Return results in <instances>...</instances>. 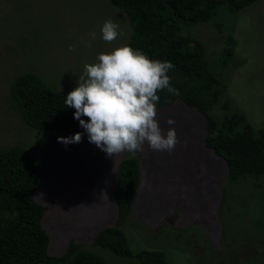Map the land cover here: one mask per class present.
I'll return each mask as SVG.
<instances>
[{"label":"rangeland","instance_id":"374dc122","mask_svg":"<svg viewBox=\"0 0 264 264\" xmlns=\"http://www.w3.org/2000/svg\"><path fill=\"white\" fill-rule=\"evenodd\" d=\"M109 19L119 25L110 43L100 31ZM219 23L225 32L217 30ZM188 33L205 44L211 68L227 86L209 116L222 126L238 110L256 130L264 129V0L234 14L221 8L209 22L187 26ZM132 35L129 16L111 0H0V149L25 147L41 161L35 197L49 206L43 222L51 237L49 253H65L74 239L108 264H139L94 243L98 231L116 223L118 167L135 156L141 180L123 224L135 253L164 251L168 264H261L264 176L260 185L252 178H230L225 159L205 141L209 116L199 108L180 98L156 107L160 127H174L181 141L171 153L145 145L143 152L112 158L88 141L85 130L80 143L65 145L57 137L76 132L31 127L16 106L12 83L19 75H38L67 94L79 83L85 63L129 45ZM229 46L233 54L224 64ZM169 117L174 126L166 123Z\"/></svg>","mask_w":264,"mask_h":264},{"label":"trees","instance_id":"16d2710c","mask_svg":"<svg viewBox=\"0 0 264 264\" xmlns=\"http://www.w3.org/2000/svg\"><path fill=\"white\" fill-rule=\"evenodd\" d=\"M111 1L122 8L132 22L129 46L143 51L150 59L170 61L174 65L168 75L179 95L159 92L156 107L169 105L180 98L209 116L210 108L221 102L227 86L211 68L205 44L191 34H185V29L209 22L221 8L234 14L258 0ZM224 25H217L220 33L226 31ZM232 54L233 49L226 47L221 62L227 64ZM12 95L31 127L72 132L84 130L74 118L75 109L65 106L67 94L52 89L38 75L23 73L15 78ZM223 107L229 108L230 103L224 102ZM208 128L210 134L205 141L225 159L230 178H252L255 185H260L264 176V129L256 130L246 114L238 110L227 116L222 126L209 116ZM139 160L128 156L119 165L115 188L118 218L113 226L98 231L94 243L118 255L134 257L139 264H168L164 251L135 253L123 229L140 185ZM40 175V159L32 156L25 147L0 149V264H108L103 257L74 239L70 240L65 253H49L51 237L43 225L49 206L35 197Z\"/></svg>","mask_w":264,"mask_h":264},{"label":"clouds","instance_id":"9594fccd","mask_svg":"<svg viewBox=\"0 0 264 264\" xmlns=\"http://www.w3.org/2000/svg\"><path fill=\"white\" fill-rule=\"evenodd\" d=\"M118 29L113 20L104 21L102 39L114 41ZM87 46L91 47V42ZM68 50L75 48L69 45ZM173 67L170 61L150 59L129 45L101 52L96 62L84 64L79 83L65 97V106L75 109L74 118L87 133L88 141L108 157L143 152L145 145L151 151L171 153L181 141L174 127L166 131L160 127L156 106L159 92L179 95L168 75ZM166 123L174 126L175 120L169 117ZM82 135L76 132L57 140L65 145L80 143Z\"/></svg>","mask_w":264,"mask_h":264}]
</instances>
